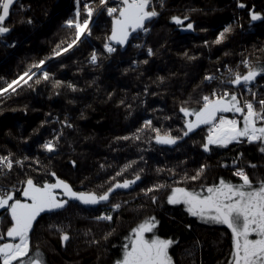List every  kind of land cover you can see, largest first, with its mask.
<instances>
[{"label":"trees","instance_id":"1","mask_svg":"<svg viewBox=\"0 0 264 264\" xmlns=\"http://www.w3.org/2000/svg\"><path fill=\"white\" fill-rule=\"evenodd\" d=\"M69 1L19 0L4 23L11 30L0 35V87L41 59L46 62L41 67L52 75L39 84H34L35 78L29 80L32 87L21 84L14 93L0 94V155L11 152L13 160L29 157L23 166L14 163L11 170L4 169L0 186L15 184L18 188V181L27 176L55 182L52 171L78 191L102 192L114 182L110 177L131 180L139 173L141 178L127 189H115L107 202L83 206L70 200L64 209L43 214L30 233L29 256L35 257L38 249L45 264H114L122 256L131 228L146 215H155L160 221L156 234L174 241L169 248L173 264H228L232 246L231 230L226 225L202 221L188 214L182 204H168V188L148 194L141 189L156 182L171 185L184 172L194 174L201 164L209 165L204 176L189 184L218 183L220 177L240 182L234 176L236 166L244 167L255 182L264 178V153L260 151L264 145L258 141L232 142L226 147L210 146L211 151L205 152L201 147L205 128L170 146L157 143L150 129L140 133L139 140L131 134L145 120H151L162 132L180 135L184 121L179 108L185 101L197 107L195 101L213 89L242 90L230 84L233 76L229 68L246 72L241 63L245 59L264 65V0H164V6L156 8L159 15L146 25L149 33L144 37L140 31L132 34L125 46L115 47L110 54L104 43L112 18L103 9L90 25L91 35L53 56L57 45L64 47L75 36L74 26L65 24L76 18ZM92 3L99 6L100 0ZM83 5H79L81 20L86 16ZM251 11L260 12L262 18L253 21ZM173 15H187L185 23L193 22L194 30L176 25ZM228 25L232 31L227 38L213 43ZM149 46L154 55H148ZM93 51L98 54L96 63L90 59ZM185 52L194 59H188ZM219 71L223 76L218 77ZM207 74L216 79L204 80ZM161 76L163 81L158 79ZM54 80L63 83L54 88ZM258 83H264V73L250 82L252 86ZM69 84L75 85V90ZM261 90L257 101L264 99ZM229 116L242 124L240 114ZM57 135L53 152L40 147ZM126 136L129 139H123ZM129 162L133 163L121 172ZM173 168L175 176L169 173ZM152 195L158 197L156 203ZM17 196L21 198L18 192ZM116 203L121 208L114 210ZM101 213H110L113 219H95ZM9 224L10 215L0 208V232L6 233ZM61 229L68 233L67 241L61 239ZM108 232L112 234L105 239ZM3 242L7 238L0 237Z\"/></svg>","mask_w":264,"mask_h":264},{"label":"snow or ice","instance_id":"2","mask_svg":"<svg viewBox=\"0 0 264 264\" xmlns=\"http://www.w3.org/2000/svg\"><path fill=\"white\" fill-rule=\"evenodd\" d=\"M76 2L78 5L76 18L65 21L69 27L74 26L75 36L66 46L57 45V48L52 52L53 56H59L61 52L72 48L84 34L91 35L90 23L93 20V15L103 9H106L107 14L112 18L111 34L106 37L104 43V48L109 54L116 51L113 42L124 45L134 32L149 33L150 29L146 25L159 15L153 5V0H120L117 6H108L107 0H100V5L94 6L92 0H89V3L83 5L86 16L81 20L80 0H76ZM13 5L14 0H0V35L7 34L11 30L10 27L5 26L4 22L9 17ZM160 6H164V0H160ZM239 6L245 7L243 3H240ZM250 15L253 21L262 18V14L257 11H251ZM171 20L181 28L194 30L193 22L185 23V21H189L187 15L183 17L173 15ZM28 22L31 23V20L29 19ZM231 31V25L225 26L213 43H221ZM204 43L207 44L208 41ZM141 46L137 45V47ZM147 53L149 56L154 55L153 48L147 47ZM184 55L188 56L187 52ZM90 59L92 63H96L98 54L93 51ZM188 59H194V57L188 56ZM45 63L44 59L33 63L31 68L21 76L0 87V94L6 95L9 91L14 93L21 84L32 87L33 84H29L28 81L33 78H35L34 84H39L41 80H49L52 74L41 67ZM144 63H147V60ZM241 63L247 68L244 73L233 72L229 68V72H232L233 76L230 80L232 85L247 86L259 74L264 73V65H254L247 59ZM33 68L36 71H32ZM158 79L163 81L165 78L161 76ZM215 79L216 77L212 74H207L204 77V80L207 81ZM62 83L60 80H54L53 87H59ZM68 87L75 90L73 84H69ZM249 91H251L250 88ZM252 96L253 99L241 100L236 91H231L226 87L219 92L213 89L211 93L202 94L195 101L197 107H191L188 101H185L179 108L184 121L180 135H173L170 130L162 132L160 128L153 126L151 120H145L142 127L137 128L131 134V138L139 140L140 133L145 129H150L155 133L153 139L157 143L174 145L201 125H206L208 126L207 135L201 143L205 152L211 151L210 146L226 147L234 141L238 143L258 141L264 145V99L256 102L254 99L256 93H252ZM224 113L240 114L242 124L240 119L235 116L230 119ZM64 123L71 127L67 120ZM123 139H129V137L126 136ZM58 140L59 136H54L52 140L45 141L40 147L48 152H53L57 148ZM260 151L264 153V147H261ZM12 156L11 152L7 155H0V176H5L4 169L11 170L14 163L23 166V160L29 159L25 156L23 160H13ZM239 157L242 158L243 153H240ZM36 163L39 164L40 161L37 159ZM71 163L75 166L77 162L73 160ZM132 163L125 164L121 172L129 168ZM232 163L236 165L237 160L233 159ZM251 166L256 167L255 164ZM208 167L207 164H201L194 170V174L189 175L184 172L180 175V180L171 185L167 182H156L141 191L148 194L168 188L170 189L166 196L168 204H182L188 214L198 217L202 221L226 225L231 230L232 246L231 259L228 264H264V178H259L254 182L244 167L236 166L234 176L239 177L240 182L220 177L218 183L189 184L190 181H200ZM157 171L163 170L157 169ZM169 173L175 176V168L169 169ZM120 174L118 172L116 175L120 176ZM133 175V179H123L122 181L110 177L109 180L114 182H111L110 186L102 192L78 191L66 179L57 176L55 171L51 172V176L55 177V182L37 181L32 176L18 181L22 185L19 190V196L22 198H18L15 184L0 186V208L5 209L10 215V224L6 233L0 232V237L7 238V242L0 243V264H14V262L15 264H45V261L40 258L38 249L35 257L29 256L30 233L33 231L34 223L38 221V217L46 211L64 209L70 200H77L86 205L107 202L115 189H127L140 180L139 173ZM151 200L156 203L158 197L152 195ZM112 208L119 209L121 204H113ZM95 219L111 221L113 217L110 213H101ZM159 223L160 221L155 215H146L135 227L131 228V234L125 237L128 242L122 246V256L115 259L114 264H173L169 248L174 241L156 234ZM111 234V232L106 233L104 238L107 239ZM253 234L255 238H252ZM61 239L63 241L69 239L68 233L63 229H61Z\"/></svg>","mask_w":264,"mask_h":264},{"label":"built area","instance_id":"3","mask_svg":"<svg viewBox=\"0 0 264 264\" xmlns=\"http://www.w3.org/2000/svg\"><path fill=\"white\" fill-rule=\"evenodd\" d=\"M70 2H73V3H75V5L77 4V2H76V0H70ZM109 2H112V0H107V3H109ZM80 3H89V1H87V0H80ZM80 5V4H79ZM153 5L157 8V6H160V0H153ZM97 15V12L93 15V19L95 18V16ZM93 21V20H92ZM92 23V22H91ZM91 23H90V25H91ZM140 33H141V36L142 37H144V36H146L147 35V33H144L143 31H140ZM106 50V49H105ZM217 73H219L220 75H222L223 74V72H221V71H219V72H217ZM262 87H264V83H258V84H256V85H254V86H252L251 84H249V85H247V86H244L242 89V91H244V92H246V93H250V94H252V93H256V94H259V90H260V88H262ZM249 88L251 89V91H249ZM218 92L220 91V90H218V89H216ZM230 119L231 118H233V117H229ZM206 132H207V127H206ZM238 143V142H237ZM21 185L18 187V188H16V190H17V192L19 193V190L21 189Z\"/></svg>","mask_w":264,"mask_h":264},{"label":"rangeland","instance_id":"4","mask_svg":"<svg viewBox=\"0 0 264 264\" xmlns=\"http://www.w3.org/2000/svg\"><path fill=\"white\" fill-rule=\"evenodd\" d=\"M113 2H114V5L113 6H117L119 3H120V0H112V4H113ZM69 3L70 4H72V5H74V7H75V10H74V12H75V14H76V9H77V7H78V5L76 4L75 5V3H73V2H70L69 1ZM81 4V3H80ZM85 4V3H84ZM107 12V11H106ZM84 36H89L88 34H84L83 36H81V38L80 39H82ZM106 51V50H105ZM107 52V51H106ZM218 74V77H220V76H223V75H220L219 73H217ZM263 88V87H262ZM262 88H260V90L262 89ZM223 88L222 87H220V91L222 90ZM243 90V89H242ZM242 90H237L236 92H237V94H238V96H239V94H240V96L242 97V98H240L241 100H244V99H253V96H252V94H250V93H246V92H244V91H242ZM261 91H264V89H262ZM246 93V94H245ZM260 94H256V96H255V101L256 102H258L257 100H256V98L259 96ZM257 106H258V103H257ZM230 114V113H229ZM229 114H228V116H229ZM235 142V141H234ZM252 238H255V235L253 234V237Z\"/></svg>","mask_w":264,"mask_h":264},{"label":"water","instance_id":"5","mask_svg":"<svg viewBox=\"0 0 264 264\" xmlns=\"http://www.w3.org/2000/svg\"><path fill=\"white\" fill-rule=\"evenodd\" d=\"M18 1H19V0H14V5L12 6V9L10 10V13H11V11L16 7L15 5H16V3H17ZM9 18H10V17L6 18L5 21H7ZM4 23H5V22H4ZM111 28H112V27H111ZM137 32H138V31H137ZM109 34H111V31H110ZM132 34H136V32H134V33H132ZM132 34H131V35H132ZM131 35H130V37H129V40H130V38H131ZM129 40H128V41H129ZM125 45H126V44H124V45H119V44H116L115 42H113V46H114V47H120V46H125ZM228 114H229V113H224V115H226V116H227ZM206 127H207L206 125H201L198 129H195L193 133H196L197 130L204 129V128H206ZM193 133H190V134H193ZM162 145H168V144H162ZM168 146H170V145H168ZM21 198H22V197H21ZM71 201L78 202V203L82 204L83 206H90V205L83 204L82 202L77 201V200H71ZM45 213H47V211L44 212V213H42L41 216H42L43 214H45ZM41 216H40V217H41ZM40 217H38V219H39ZM36 223H37V222H35L34 225H35Z\"/></svg>","mask_w":264,"mask_h":264}]
</instances>
